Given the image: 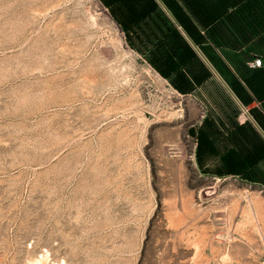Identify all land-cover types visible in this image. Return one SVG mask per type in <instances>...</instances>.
Segmentation results:
<instances>
[{
    "label": "rangeland",
    "instance_id": "1",
    "mask_svg": "<svg viewBox=\"0 0 264 264\" xmlns=\"http://www.w3.org/2000/svg\"><path fill=\"white\" fill-rule=\"evenodd\" d=\"M0 48V264H264L217 52L158 68L106 0H0Z\"/></svg>",
    "mask_w": 264,
    "mask_h": 264
},
{
    "label": "crops",
    "instance_id": "2",
    "mask_svg": "<svg viewBox=\"0 0 264 264\" xmlns=\"http://www.w3.org/2000/svg\"><path fill=\"white\" fill-rule=\"evenodd\" d=\"M106 2L114 19L141 38L145 49L150 47L148 51L156 53L158 68H194L201 58L199 53L207 63L208 58L214 57L209 53L220 55L226 78L222 73L218 81L238 106L247 111L246 121L232 124L235 127L226 131L240 133V144L233 148L255 149L260 163H264V0ZM255 60H260L261 65L253 66ZM211 67L219 69L217 64Z\"/></svg>",
    "mask_w": 264,
    "mask_h": 264
},
{
    "label": "trees",
    "instance_id": "3",
    "mask_svg": "<svg viewBox=\"0 0 264 264\" xmlns=\"http://www.w3.org/2000/svg\"><path fill=\"white\" fill-rule=\"evenodd\" d=\"M164 2H165V0H164ZM166 4H167V2H166ZM170 9H171V8H170ZM171 11H172V13L175 15V12L173 11V9H171ZM193 39H194V41L196 42V44L199 45L198 40L195 39V38H193ZM200 49L203 51V48H201V46H200ZM208 59H209L210 62L215 66V63L213 62V60H212L211 58H208Z\"/></svg>",
    "mask_w": 264,
    "mask_h": 264
},
{
    "label": "bare ground",
    "instance_id": "4",
    "mask_svg": "<svg viewBox=\"0 0 264 264\" xmlns=\"http://www.w3.org/2000/svg\"><path fill=\"white\" fill-rule=\"evenodd\" d=\"M5 49L4 48H0V56H2V58H6V54L5 53H3V51H4ZM12 55V54H11ZM11 58H12V56H10ZM10 58V59H11ZM11 61V60H10ZM1 64V63H0ZM5 65V64H4ZM4 68V67H3ZM1 80V79H0ZM3 84V83H2Z\"/></svg>",
    "mask_w": 264,
    "mask_h": 264
},
{
    "label": "built area",
    "instance_id": "5",
    "mask_svg": "<svg viewBox=\"0 0 264 264\" xmlns=\"http://www.w3.org/2000/svg\"><path fill=\"white\" fill-rule=\"evenodd\" d=\"M261 65V61L260 60H256L253 62V66H260Z\"/></svg>",
    "mask_w": 264,
    "mask_h": 264
}]
</instances>
